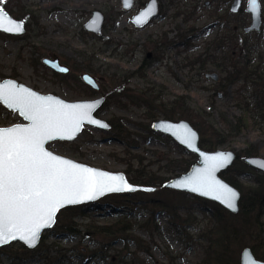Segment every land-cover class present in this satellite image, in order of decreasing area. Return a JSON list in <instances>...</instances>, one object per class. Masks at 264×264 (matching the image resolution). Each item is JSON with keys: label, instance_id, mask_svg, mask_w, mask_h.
<instances>
[{"label": "rangeland", "instance_id": "374dc122", "mask_svg": "<svg viewBox=\"0 0 264 264\" xmlns=\"http://www.w3.org/2000/svg\"><path fill=\"white\" fill-rule=\"evenodd\" d=\"M148 1L134 0L133 8L124 10L122 0H0V7L26 27L22 36L0 33V80L13 78L70 102L104 96L106 103L97 116L126 131L85 126L75 141H55L48 149L91 167L124 172L127 178L140 174L170 181L186 172L180 168L181 162L194 165L198 158L146 127L166 119L163 111H170L178 101L185 113L179 110L171 121L198 125L205 145L237 155L255 146L257 156L264 158V118L256 111L254 99L255 89L264 97V28L262 39L253 35L250 49L243 50L238 27L246 18L242 13H230L232 0L229 4L222 0H157L159 15L139 28L132 19ZM242 1L245 8L247 0ZM261 5L264 17V0ZM94 11L105 17L99 35L84 28ZM228 30L233 40L225 52L247 67L251 83L229 85L223 68L207 63L208 72L219 73L220 81L215 83L205 78L201 63L196 64L208 45ZM182 41L185 46L180 45ZM54 57L70 68L68 75L56 76L42 63L44 58ZM84 73L96 78L100 91L83 83ZM71 76L79 77L82 84ZM139 100L148 101L153 108ZM19 123L23 119L0 103V127ZM171 160L176 165L169 164ZM254 172L237 178L242 191L257 186L256 176L263 174ZM156 187V192L147 193L156 203L116 204L115 196L128 194L107 195L94 205L81 206L73 220H58L57 216L36 249L21 243L0 248V264H203L208 245L205 235L214 224L211 213L193 209L188 214L179 208L180 218L173 220L159 203L168 201L179 207L195 197L167 189L161 194L159 185ZM261 221L264 223V209ZM139 244L148 247L150 254L140 251ZM252 245L264 258V232L255 240H246L239 260L242 251L246 247L252 250Z\"/></svg>", "mask_w": 264, "mask_h": 264}, {"label": "water", "instance_id": "95a60500", "mask_svg": "<svg viewBox=\"0 0 264 264\" xmlns=\"http://www.w3.org/2000/svg\"><path fill=\"white\" fill-rule=\"evenodd\" d=\"M134 5V0H122V7L124 10H130ZM257 8L253 7L252 0H248L247 11L252 15V24L247 31H260L262 25V7L260 0H257ZM241 6V0H234L231 6L233 13L238 12ZM159 5L157 0H150L146 7L142 9L136 16L133 17L132 22L137 27H144L151 22V20L158 15ZM140 21L139 23L137 21ZM105 22L104 15L99 11H94L92 17L85 23V30L89 33L99 35L102 32V28ZM0 33L8 36H22L26 33V27L23 21L15 19L2 7H0ZM42 63L50 68L53 72L60 75H68L70 68L61 63L58 57L44 58ZM208 78H212L214 81H218L217 74L207 75ZM83 82L95 91H99L100 87L96 79L89 73L82 75ZM26 89L28 92L34 94L35 97L43 98L41 101L46 106H51L53 109L74 114L80 121V125L71 133L72 138H61V136H68V133H58L55 138L48 139L43 144V148L52 155L59 157L63 160L70 162L71 164L80 166L81 169H90L96 176L94 179L101 181L106 186H111L116 190L103 191L97 189L93 193L92 199H77V202L65 203L57 211L53 213L52 222L49 226L41 227L38 232V236L34 242L28 240V233L26 231L16 232L17 238L11 239L10 236L4 241L0 242V248L7 247L11 243H21L29 250L36 249L42 239L43 234L46 231L51 230L57 221L58 214L69 207L76 206H91L94 205L99 199L107 195H123L134 193H154L158 190V187H149L144 185H136L131 183L127 175L124 172H109L99 168L91 167L83 163H79L68 157H64L54 153L48 149V145L55 141L73 142L83 132L85 126L95 127L101 130H110V125L107 121L100 119L97 116L98 111L105 103L104 97H97L94 99L79 100V101H66L54 94H43L31 87L19 82L13 78H7L0 80V90L5 95L22 94L21 90ZM0 103L9 111L17 113L24 121V123L14 124L7 127H0V130H8L15 128H29L32 126V121L27 119L22 114V106L10 108L8 104L0 101ZM80 106V107H75ZM91 106V107H87ZM106 125V127L101 126ZM152 129L154 132L161 134L165 137L175 141L180 147L185 149L188 153L195 155L198 158V162L191 166V168L168 181L164 189L187 193L191 196L198 197L207 201L217 203L231 214H238L240 211V190L225 181L221 174L226 172L233 166L237 159V153L232 150H215L206 151L200 147V134L199 132L186 120L171 121L167 119H159L152 123ZM246 165L261 174H264V158L260 156H248L243 159ZM81 175H88V173L77 170ZM106 174V175H100ZM115 177L116 179H111ZM212 185L214 190L209 191L207 187L202 185ZM196 188L198 190L193 191ZM237 194L234 201L235 209L228 207L225 202L230 197V191ZM23 235L25 238H19ZM240 264H264V261L256 259L252 250L246 247L241 253Z\"/></svg>", "mask_w": 264, "mask_h": 264}, {"label": "snow or ice", "instance_id": "6c2138e0", "mask_svg": "<svg viewBox=\"0 0 264 264\" xmlns=\"http://www.w3.org/2000/svg\"><path fill=\"white\" fill-rule=\"evenodd\" d=\"M252 4L258 7L257 0H252ZM21 93L5 95L0 90V101L10 108L22 106V114L32 121L29 128L0 130V242L8 236L16 239V232L23 231L34 242L39 229L50 225L53 213L63 204L80 198L92 199L97 189L116 190L94 179L96 174L92 170L81 169L43 148L45 141L58 133H68L61 138H72L71 133L80 125L79 119L46 106L41 102L43 98L26 89ZM78 169L88 175L79 174ZM202 187L214 190L210 184ZM229 191L230 197L225 202L234 210L237 194Z\"/></svg>", "mask_w": 264, "mask_h": 264}, {"label": "trees", "instance_id": "16d2710c", "mask_svg": "<svg viewBox=\"0 0 264 264\" xmlns=\"http://www.w3.org/2000/svg\"><path fill=\"white\" fill-rule=\"evenodd\" d=\"M247 67L241 65L236 66V75L242 74L246 75L245 70ZM56 76H59L55 73ZM73 80L77 83H82L80 78L77 77V80L74 76H71ZM239 78V77H238ZM257 89L254 90V99H255V109L256 111L264 118V97L260 94H256ZM93 95L95 93H92ZM129 98V97H128ZM132 104L136 102L132 101ZM106 103V102H105ZM104 103V104H105ZM182 103L176 101L172 106L170 111H163L165 113V118L173 120L174 116L179 112L185 113L184 108L181 107ZM173 114H175L173 116ZM150 117H152L150 115ZM184 118V117H180ZM111 129L117 128L120 129L121 125L115 126L113 123H110ZM199 133H201L200 127L195 124L192 125ZM232 126V125H231ZM233 128V127H231ZM152 132V129H148ZM126 132L125 129L121 130ZM123 139V137H119ZM123 141H126L123 139ZM205 140H200V147L206 151H215L217 150L215 145H205ZM185 151L183 148H181ZM257 148L255 146H249L248 149L239 153L237 159L233 166L229 168L226 172L221 174V177L230 183L231 185L237 187L241 192L240 200V211L238 214H231L226 211L223 207L217 203L207 201L198 197H195L191 202H184L179 207H172V205L167 201H159L160 206L165 210H168L173 220H177L180 217L177 212L178 209H184L188 214H191L193 209H197L204 214L211 213L214 224L210 227L205 235V238L208 242L206 251L207 258L203 260V264H240L239 255L242 246L245 244L246 240H255L260 237L264 232V223L261 221L263 216L264 209V175L256 176L257 186L255 188L248 189V191H242L240 185L238 184L237 178L245 174H255V172L250 169L246 163H244L243 158L247 156H257ZM175 164L176 161H169V164ZM176 165V164H175ZM193 163L191 161H183L180 163V168L188 171ZM128 173V172H127ZM128 180L136 185H144L149 187H156L159 185L160 193H165L164 189L165 184L168 182V179L165 178H153L147 177L144 175H135L129 177ZM168 192V190H167ZM179 195L187 196V193H178ZM115 203L119 204L122 201H128L133 203H156L157 199H150L147 193H134L123 196H115ZM128 198V199H127ZM196 203L197 207L195 208L193 204ZM81 206L69 207L58 214V220L65 217L66 219L73 220L79 214ZM140 251L150 254L148 247H142L138 245ZM252 252L256 259L264 261V258L259 254L257 246L252 245Z\"/></svg>", "mask_w": 264, "mask_h": 264}, {"label": "flooded vegetation", "instance_id": "af4514ba", "mask_svg": "<svg viewBox=\"0 0 264 264\" xmlns=\"http://www.w3.org/2000/svg\"><path fill=\"white\" fill-rule=\"evenodd\" d=\"M150 1V0H149ZM148 1V2H149ZM224 1V3L226 4H229V1L230 0H222V2ZM147 2V3H148ZM158 2V1H157ZM261 2V0H260ZM234 3V0H232V3H231V6L233 5ZM247 3H248V0L246 2V5H245V8H243V1L241 0V6H240V9L238 10V12L236 13H233L231 11V6H230V13L232 15H237L239 13H242L245 15V21L243 23H240L239 24V29L241 30V45H242V49L245 50L246 52H248V50L250 49V44H251V37L253 35H255L256 37H258V40L262 39L263 37V34L262 31H263V28H264V17H263V10H262V25H261V30L260 31H256V30H252V31H247V29L251 26L252 24V15L251 13H249L247 11ZM147 5V4H146ZM159 5V3H158ZM134 6V5H133ZM146 7V6H145ZM262 7V5H261ZM123 8V7H122ZM133 8V7H132ZM131 8V9H132ZM142 10V9H141ZM159 12H160V7H159ZM159 12H158V15H159ZM157 15V16H158ZM157 16H155L154 18H156ZM153 18V19H154ZM152 19V20H153ZM151 20V21H152ZM105 23V22H104ZM148 25V24H147ZM146 25V26H147ZM85 26V25H84ZM104 27V25H103ZM145 27V26H144ZM144 27H139V28H144ZM226 27V29H230L229 26H224ZM85 28V27H84ZM102 31H103V28H102ZM229 32H227L224 36H221L217 39H214L209 45L208 47L206 48L205 52L203 54H201L200 58L198 59L197 63L196 64H200L202 65L201 68H203L204 70L203 71H206L205 73V78L206 79H211L212 81H214L212 78H208L207 75H210V74H217L218 75V81H214L215 83H218L220 81V76H219V73H216V72H208V69L207 67H205V65L207 63H213L214 65L216 66H220L223 68L224 72H225V82H227L229 85H232L234 83H237L239 81H244V82H253L252 78L250 77L249 74H246L245 76L242 75V74H239V75H236V66L238 65H241L242 66V63L240 61H237L235 62L234 59H233V56L230 57L226 52H225V49L227 48V44L233 40L232 38V35H230V30H228ZM186 35H182V37H185ZM237 37H239V35H237ZM185 41H182V43L180 45H183L185 46ZM179 46V44H178ZM165 47V45H164ZM161 49H164L163 46L161 47ZM57 74V73H56ZM60 75V74H58ZM83 75V74H82ZM82 75H81V79H82ZM239 77V78H238ZM95 78V77H94ZM96 79V78H95ZM83 81V80H82ZM97 81V80H96ZM84 83V82H83ZM98 83V82H97ZM79 84H82V83H79ZM85 84V83H84ZM86 85V84H85ZM99 85V83H98ZM87 86V85H86ZM89 87V86H87ZM100 87V85H99ZM101 90V87L99 89V91ZM123 96L125 97H129L128 94H123ZM104 97V96H102ZM105 98V102H106V97ZM129 99V98H128ZM140 102L139 103H142V104H145L147 107L149 108H153L152 104L149 103L148 101L146 100H139ZM136 104H138V102H136ZM151 108V109H152ZM172 108V106H171ZM179 111V110H178ZM180 115V114H179ZM153 117V116H152ZM110 125V124H109ZM111 127V125H110ZM147 130H148V127H146ZM152 129V127H151ZM150 132V131H149ZM152 132H153V129H152Z\"/></svg>", "mask_w": 264, "mask_h": 264}]
</instances>
